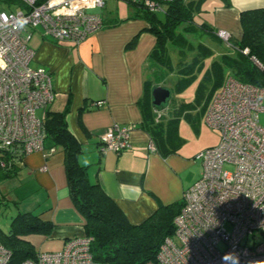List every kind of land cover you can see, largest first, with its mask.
I'll return each mask as SVG.
<instances>
[{
	"label": "crops",
	"instance_id": "obj_1",
	"mask_svg": "<svg viewBox=\"0 0 264 264\" xmlns=\"http://www.w3.org/2000/svg\"><path fill=\"white\" fill-rule=\"evenodd\" d=\"M188 2L195 3V15L205 12L199 24L214 32L226 31L234 41L242 36L241 13L264 9V0H228V5L223 0ZM130 18L118 24L111 15L107 20L103 17L102 30L77 46L42 36L36 48H29L35 53L32 66L45 69L53 78L54 101L48 112L66 114L67 128L82 149L78 163L86 168L89 182L100 186L129 224L139 226L159 207L179 204L185 191L200 179L201 162L185 156L180 124L186 121L196 129L203 118L205 122L224 78L207 100L185 108V72L178 70L179 63L190 60L196 51L189 49L183 56L171 47L168 54L174 69L161 68L151 60L157 42L147 32V23ZM203 37L221 43L208 32ZM206 47L203 69L208 71V90L216 78L211 64L221 63L228 55L217 47ZM157 87L170 91L160 107L153 105L152 92ZM115 126L131 129L129 148L121 154H100V137ZM152 138L158 153L149 150ZM54 149L26 155L11 173H1L16 183L13 203L19 214H32L50 227L47 234L23 237L35 253L60 252L67 241L86 235L85 221L69 196L63 150ZM1 196L9 201L6 193Z\"/></svg>",
	"mask_w": 264,
	"mask_h": 264
},
{
	"label": "built area",
	"instance_id": "obj_2",
	"mask_svg": "<svg viewBox=\"0 0 264 264\" xmlns=\"http://www.w3.org/2000/svg\"><path fill=\"white\" fill-rule=\"evenodd\" d=\"M109 1L10 0L18 10L0 12V171L11 173L21 157L55 150L46 148L45 131L46 113L54 101L53 78L32 66L35 53L28 43L34 32L39 28L43 37L57 43L80 45L102 30L103 17L95 11ZM120 1L160 12L174 0ZM216 35L231 46L228 32ZM262 115L264 87L229 76L205 117L207 126L220 133V143L198 154L201 176L183 195L174 234L164 240L156 262L144 264H231L223 259L229 254L238 257L239 264H264ZM130 133V128L118 126L107 130L100 137L99 153L126 151ZM149 150L155 151L152 143ZM93 242L86 235L74 238L60 252L37 253L20 264H103L94 257ZM10 262V251L0 243V264Z\"/></svg>",
	"mask_w": 264,
	"mask_h": 264
},
{
	"label": "trees",
	"instance_id": "obj_3",
	"mask_svg": "<svg viewBox=\"0 0 264 264\" xmlns=\"http://www.w3.org/2000/svg\"><path fill=\"white\" fill-rule=\"evenodd\" d=\"M5 1L9 5L10 0ZM42 1L45 0H39ZM223 1L229 4L228 0ZM126 4L133 11L130 19L147 23V32L156 38L157 43L151 60L157 62L161 68L174 69L171 56L169 57L168 54V49L171 47L183 56L189 49L191 52L196 51L190 60L180 59V68L178 67L180 72H185L183 81L185 86L190 85L191 80L196 81L201 71L203 72L198 80L194 98L186 102L185 108H195L203 103V100H207L221 84L226 73L241 83L264 87V9L241 13L242 36L238 41L232 38L230 40L239 58L226 56L222 58L221 63H212V68L216 70L215 83L211 85L212 89L206 90L205 81L208 71H205L203 66L207 47L203 44L189 45L185 37L179 33V31L182 33L183 26L186 33L191 25L192 30L208 32L209 35L217 38V31L214 32L206 24H194L195 3L188 0H174L163 5L160 12H151L141 4ZM252 59H255L260 67ZM45 131L46 148L63 150L69 196L75 209L85 221L86 236L94 239L92 252L95 259L103 264L155 263L164 240L174 234L173 220L183 206V197L179 204L161 206L143 224L133 226L115 203L104 194L100 186L89 182L86 168L78 163L82 149L67 128L66 114L47 112ZM151 141L158 153L156 140ZM24 157L19 159L20 162ZM1 198L4 200L2 196ZM47 224L42 223L32 214H18L13 219L8 234L0 240V243L11 253L10 264H20L36 256L33 247L25 242L23 237L47 234L50 230Z\"/></svg>",
	"mask_w": 264,
	"mask_h": 264
},
{
	"label": "rangeland",
	"instance_id": "obj_4",
	"mask_svg": "<svg viewBox=\"0 0 264 264\" xmlns=\"http://www.w3.org/2000/svg\"><path fill=\"white\" fill-rule=\"evenodd\" d=\"M5 0H0V12L6 11V12H16L18 8L14 5H8L6 4ZM96 13H99L101 16L104 17L105 20L108 19L109 15L113 16L115 21L118 24L127 23L129 20V17L132 16L131 13H133L132 9L129 8V6L123 2V1H109L105 8L103 10L95 11ZM92 13H94L92 11ZM205 12L203 10L196 15H194L195 18V25L199 24L204 18ZM185 26L182 27V33L179 31L180 34H182L183 37H185L187 44H193L194 46H197L199 44H203L206 46H212L213 48L217 47L219 50V53H225L229 57H237L239 58V54L236 52V50L233 48V46H228V42L223 41L221 39H218L221 43L213 42L212 40H206L203 37L204 31L194 29L192 30L191 25L189 30L185 33L184 32ZM192 30V31H191ZM42 31L38 28L33 36L32 40L28 43L29 47L36 48V46L42 42ZM218 38V37H217ZM49 40V39H48ZM230 75L226 73L224 77V81L229 77ZM198 83V79L195 81L191 80L190 85L185 86V94L182 96V99H185L186 101H189L194 98L195 89ZM188 122L185 121V123L180 124V133L183 139L185 140V156H188L189 158H193L195 156L196 161H200L197 159L198 154L201 151L206 150L209 146L214 145L217 146L220 143V133L218 131L212 130L207 126V124L203 121H201L200 125L197 124L196 129L192 127L191 125L187 124ZM260 124L262 127H264V115L260 117ZM228 168V167H226ZM191 172L189 175H193L194 168L190 170ZM2 171H0V240L3 239V237L8 234L10 230L11 223L13 219L19 214V209H17V205L14 202L16 200V195L13 192V189L16 187V183L12 182L9 179L2 178ZM6 193L8 196L9 201H4L1 198V194ZM7 198V197H6ZM229 229V228H228Z\"/></svg>",
	"mask_w": 264,
	"mask_h": 264
},
{
	"label": "water",
	"instance_id": "obj_5",
	"mask_svg": "<svg viewBox=\"0 0 264 264\" xmlns=\"http://www.w3.org/2000/svg\"><path fill=\"white\" fill-rule=\"evenodd\" d=\"M153 105L160 107L170 98V91L161 87H157L152 92Z\"/></svg>",
	"mask_w": 264,
	"mask_h": 264
},
{
	"label": "clouds",
	"instance_id": "obj_6",
	"mask_svg": "<svg viewBox=\"0 0 264 264\" xmlns=\"http://www.w3.org/2000/svg\"><path fill=\"white\" fill-rule=\"evenodd\" d=\"M223 259L224 260H230L231 264H239L238 257H236V256H234L232 254L224 256Z\"/></svg>",
	"mask_w": 264,
	"mask_h": 264
}]
</instances>
